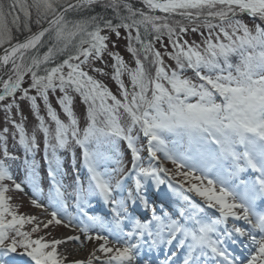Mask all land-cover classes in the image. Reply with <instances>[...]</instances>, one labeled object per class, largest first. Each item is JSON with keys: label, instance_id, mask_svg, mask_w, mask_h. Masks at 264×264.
I'll return each mask as SVG.
<instances>
[{"label": "snow or ice", "instance_id": "obj_1", "mask_svg": "<svg viewBox=\"0 0 264 264\" xmlns=\"http://www.w3.org/2000/svg\"><path fill=\"white\" fill-rule=\"evenodd\" d=\"M0 264H264V0H0Z\"/></svg>", "mask_w": 264, "mask_h": 264}, {"label": "rangeland", "instance_id": "obj_2", "mask_svg": "<svg viewBox=\"0 0 264 264\" xmlns=\"http://www.w3.org/2000/svg\"><path fill=\"white\" fill-rule=\"evenodd\" d=\"M134 3L136 2V0H132ZM135 6V5H134ZM246 22H248L249 24H251V20L248 17L244 18ZM122 32L124 30H121ZM206 31V30H205ZM186 39H188L190 42L192 40H196L197 42H199L200 37L196 34L193 33H189L186 37ZM112 39H116L115 36L112 37ZM165 43H167V40L165 39ZM125 45H126V41L121 40L118 44V50L121 51V54L124 55V58L127 62H129L130 66H134V60H132L131 55L129 53H127L125 51ZM157 48H160V44L157 43L156 44ZM166 62L168 63H174L170 60H167L166 58ZM188 75H192L191 72L188 73ZM125 83L126 85H128L129 87L131 86L130 80L127 76L124 77ZM105 83L115 92L116 91V85L115 83L110 79V78H104ZM78 99V98H77ZM53 105L54 107L56 106L55 101L53 100ZM58 111H60L58 109ZM62 118L63 115H62ZM122 152L124 151V147L123 144L121 146L120 149ZM62 159L65 161V167L67 169L68 167V163L70 162V157L67 153H62ZM161 159H163V157H161ZM37 160L41 163V165H43L44 167H46L45 162L42 159V152L37 154ZM125 162H127V157L125 158ZM165 166L168 167L169 169H173L174 166L171 164V162L169 161H164ZM41 176H42V182H41V188H42V193L43 195L41 196V202H44V200L47 197V193H48V189H49V183L47 180L43 179V169L41 171ZM63 182L66 186L71 185L73 182V173L69 170L67 175L64 177ZM68 191L71 192V188H68ZM25 193H20V192H14L12 193V195L14 196V202L19 203L20 207H19V212L23 213V214H30V215H35L37 217H39L40 219L43 220H47L49 217L45 216L44 214V209L43 208H36L35 206H33L30 203V197L32 196V192L31 189H26ZM50 211V210H49ZM49 231H51L52 236L55 237H61L63 236L67 231H70L69 229L62 227V226H52ZM49 239H51V237H49ZM76 249L80 248V245L75 244L74 245Z\"/></svg>", "mask_w": 264, "mask_h": 264}, {"label": "bare ground", "instance_id": "obj_3", "mask_svg": "<svg viewBox=\"0 0 264 264\" xmlns=\"http://www.w3.org/2000/svg\"><path fill=\"white\" fill-rule=\"evenodd\" d=\"M134 5L136 6V2L134 3ZM230 223H231V221H230ZM236 223L239 224V225H243L244 224L243 221H238ZM69 234H75V233L71 232V231H67L64 235H69ZM74 245H75V243H68L67 245H62L61 246V250L65 249V248L68 250V259H69V261H71L73 259L85 258L88 255V252H89V250L92 247V244H87L83 248V250H80V248L76 249Z\"/></svg>", "mask_w": 264, "mask_h": 264}, {"label": "trees", "instance_id": "obj_4", "mask_svg": "<svg viewBox=\"0 0 264 264\" xmlns=\"http://www.w3.org/2000/svg\"><path fill=\"white\" fill-rule=\"evenodd\" d=\"M70 18H74L73 16H72V14H70ZM33 31H36V28H35V26H33ZM22 38V37H21ZM43 51V50H42Z\"/></svg>", "mask_w": 264, "mask_h": 264}, {"label": "water", "instance_id": "obj_5", "mask_svg": "<svg viewBox=\"0 0 264 264\" xmlns=\"http://www.w3.org/2000/svg\"><path fill=\"white\" fill-rule=\"evenodd\" d=\"M133 2V1H132Z\"/></svg>", "mask_w": 264, "mask_h": 264}]
</instances>
